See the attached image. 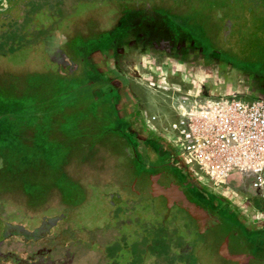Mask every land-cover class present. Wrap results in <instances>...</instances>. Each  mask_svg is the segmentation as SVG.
Listing matches in <instances>:
<instances>
[{
    "label": "flooded vegetation",
    "instance_id": "obj_1",
    "mask_svg": "<svg viewBox=\"0 0 264 264\" xmlns=\"http://www.w3.org/2000/svg\"><path fill=\"white\" fill-rule=\"evenodd\" d=\"M31 1L9 0L8 7L0 11V42L5 41L6 46L0 49V56H19L28 47L36 48L37 56L31 60L38 71L33 74L39 79L50 75L59 82L77 80L76 97L71 105L53 113L44 110L47 92L41 90L40 100L34 94L33 105H28L30 113L25 103L19 111L3 110L0 118L14 117L18 133L27 140L39 135L42 144L55 143L50 145L51 152L59 150L67 134L89 135L85 139L90 142L97 134L99 144L102 138L104 143L114 139L117 148L103 145L102 152H111L110 158L120 156L132 173H145L146 179L159 172L172 174L185 197L205 215L197 220L177 205L164 206L165 217L169 218L172 210L180 211L190 224L176 250L175 240L170 243L171 253L183 256L192 251L188 241L192 226L208 253L227 251L229 264H235L231 256L233 233L252 254L264 258V193L252 187L223 192L211 188L148 122L150 108L161 106V98L170 103L181 96L264 99V48L237 50L240 44L264 41V12L259 11L256 0H210L209 6L207 0H42L29 4ZM124 1L134 4L121 7ZM106 6L112 11L105 12ZM55 29L67 36L59 47L48 38ZM40 59L48 65L46 70L41 65L38 68ZM28 70L26 73H31ZM41 83V89L48 87V82ZM28 97L23 93L5 96L13 103ZM98 117L104 120L103 125ZM3 147L0 144V164L4 162ZM75 176L80 178L81 174L76 171ZM133 194L136 191L132 188L109 191L110 219L120 213L119 202H128ZM53 196L55 206L49 214L42 212L47 200L32 206L22 198L15 204L1 197L0 264L75 262L79 233L90 236L91 230L78 225L79 208L62 202L55 193ZM128 211L132 209L124 214ZM198 221L205 227L201 233ZM107 226L108 219L96 226L93 236L108 234L110 238ZM180 258L176 264H181Z\"/></svg>",
    "mask_w": 264,
    "mask_h": 264
},
{
    "label": "rangeland",
    "instance_id": "obj_2",
    "mask_svg": "<svg viewBox=\"0 0 264 264\" xmlns=\"http://www.w3.org/2000/svg\"><path fill=\"white\" fill-rule=\"evenodd\" d=\"M40 1L42 0H32L29 4ZM209 2L210 0H207L208 6ZM256 3L259 11L264 12V1L256 0ZM106 7L105 12L107 13L113 9ZM211 10L214 12L213 7ZM106 22L102 24L105 27L108 25ZM218 23L221 24V22ZM10 38L12 37L8 36V39ZM3 42H0V49L6 47ZM263 48L264 41H255L240 44L237 50L249 52L260 51ZM30 50L33 51L30 52ZM20 53L19 56H0V113L5 109L19 111L21 105L25 106V103L27 114L30 113L31 108L28 105H33L31 100L34 99V94L39 97L37 100H40L41 90L47 92V101L43 100L44 110L54 113L56 108V111H62V106H69L73 103L76 97L77 80H60L59 82L55 79L53 81L50 75L39 79L33 74L36 69L33 68L34 61L31 60L37 56L35 55L37 54L36 48L28 47V50ZM24 62L26 63L23 64ZM39 65L45 70L48 66L41 59L40 64H37L38 68ZM27 70L31 73L27 74ZM41 82H48V87L41 89L43 88ZM15 93H23L25 97H29L15 103L5 98L7 95L10 98ZM141 94L144 96L143 92ZM160 100L163 101L161 106L150 108V112L173 114V102L170 103L169 100L162 98ZM98 120L103 125L104 120L100 117ZM16 123L17 120L14 117L0 118V129H2L0 144L5 146L2 148L4 162L0 164V199L4 195L7 201L11 203L14 201L16 204L22 198L26 205L32 206L47 200L42 212L49 214L55 206L56 198L53 196L55 193L60 196L59 200L61 199L62 202L79 208L77 210L80 216L78 225L91 230V235L86 236L84 233H79L78 255L73 264H152L154 255L164 256L168 252L171 244L164 239L165 237H162L163 231H160L159 227L148 225L150 223L148 219L152 214L156 215L158 211L163 212L166 206V199L159 187L160 172L146 179L145 173L137 175L132 173V170L129 171V168H125L120 156L110 158L112 153L109 151H106L107 155H105L101 146L108 145L117 148L114 139L109 137L110 134L107 137L112 142L109 139L107 143H104L105 138H102L100 141L103 144L98 143L97 134L92 135L94 140L92 139L91 142L85 139H89V135L81 134L73 137L67 134L68 139L59 145V150L51 152L50 145L56 146L55 143L48 141L47 145H44L40 142L39 135L32 141L27 140L25 136L18 133L19 127ZM109 166H111L110 169ZM76 171L81 174L80 178L75 176ZM231 180L230 186L236 191H242L244 187L252 190L250 182L236 173L232 174ZM137 186L138 188L135 189ZM123 188L128 191L132 188L136 194H133L128 202L126 200L119 202L120 213L110 219L107 213L111 205L106 200V196L111 189L121 191ZM13 191L16 193L12 194ZM2 204L0 200V211H2ZM130 204L133 205L132 208H128ZM142 206L147 207L146 213L141 210ZM128 209L132 211L124 214V210ZM180 213V211L172 210L169 218L185 220L184 215ZM134 215L137 216L134 217ZM4 217L8 218L6 215ZM14 218L23 219L19 216H14ZM106 219H108L107 228L111 232L110 240L107 238L108 234L93 236L96 226L105 222ZM188 226L190 227V224ZM191 231L193 233L188 236V241L193 249L181 256V264H229L227 251L220 249L211 255L202 246V237L197 235L192 226ZM100 233H104L103 230ZM118 234L123 235L124 238L117 236ZM92 240L96 242H90ZM151 260H153L152 263Z\"/></svg>",
    "mask_w": 264,
    "mask_h": 264
},
{
    "label": "built area",
    "instance_id": "obj_3",
    "mask_svg": "<svg viewBox=\"0 0 264 264\" xmlns=\"http://www.w3.org/2000/svg\"><path fill=\"white\" fill-rule=\"evenodd\" d=\"M172 113L151 112L150 128L176 148L197 178L223 192L236 173L264 193V99L181 96Z\"/></svg>",
    "mask_w": 264,
    "mask_h": 264
},
{
    "label": "water",
    "instance_id": "obj_4",
    "mask_svg": "<svg viewBox=\"0 0 264 264\" xmlns=\"http://www.w3.org/2000/svg\"><path fill=\"white\" fill-rule=\"evenodd\" d=\"M8 3L9 0H0V11L7 8ZM133 4H134L133 1H124L120 4V6L124 8H129L133 6ZM214 12L216 15L215 8H214ZM223 36L226 37L224 34ZM48 38L52 39L55 42V46L57 47H59L60 45H62L64 42L67 41V36L64 33H62L59 29L53 30L49 34ZM159 175L161 177L159 187L162 189L161 193L166 199V206L170 208L173 205H177L178 207L184 209L193 218L197 220L198 219L201 220L202 217L205 215V211L201 207L197 206L195 203L190 202L185 197L182 186L173 177V175L167 172H160ZM197 225L199 232L200 233L203 232L205 229L204 225L201 224L199 221ZM232 241L234 243V246L232 247L231 256L235 264H264V258H260L252 254L248 249V247L238 237L237 233H233Z\"/></svg>",
    "mask_w": 264,
    "mask_h": 264
},
{
    "label": "trees",
    "instance_id": "obj_5",
    "mask_svg": "<svg viewBox=\"0 0 264 264\" xmlns=\"http://www.w3.org/2000/svg\"><path fill=\"white\" fill-rule=\"evenodd\" d=\"M141 210L144 213L148 211L146 206H142ZM163 214L164 213L161 211H158L156 215L152 214V216L148 219L150 220V223L148 225L159 227V230L163 231L162 237H165L164 239L166 241H169V243L175 240L174 248L176 250L179 246L178 244L181 238H183V235H185V233H189L190 227L188 226V223H186L184 220L168 218V217H165ZM135 216L137 215H134V217ZM117 236L123 237V235L121 234H118ZM107 238L109 239V237ZM169 247H171V245ZM170 250L171 249H169L168 252L164 254V256L154 255V256H157L156 258L157 260H154V261L151 260V263L153 261L152 264H176V261H177L176 259L180 258L182 255H178L176 252L171 253L173 252V250L172 251ZM174 257H176V259Z\"/></svg>",
    "mask_w": 264,
    "mask_h": 264
}]
</instances>
